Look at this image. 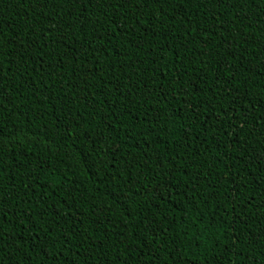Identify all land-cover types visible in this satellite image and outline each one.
I'll return each instance as SVG.
<instances>
[{
  "label": "trees",
  "instance_id": "trees-1",
  "mask_svg": "<svg viewBox=\"0 0 264 264\" xmlns=\"http://www.w3.org/2000/svg\"><path fill=\"white\" fill-rule=\"evenodd\" d=\"M0 264H264V0H0Z\"/></svg>",
  "mask_w": 264,
  "mask_h": 264
},
{
  "label": "snow or ice",
  "instance_id": "snow-or-ice-1",
  "mask_svg": "<svg viewBox=\"0 0 264 264\" xmlns=\"http://www.w3.org/2000/svg\"><path fill=\"white\" fill-rule=\"evenodd\" d=\"M89 2H92V0H89ZM124 2V0H122ZM127 2L131 3V0H127ZM147 2V0H145ZM209 3H223V0H208ZM238 3L240 2H247V0H237Z\"/></svg>",
  "mask_w": 264,
  "mask_h": 264
}]
</instances>
